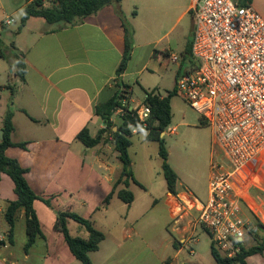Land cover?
I'll list each match as a JSON object with an SVG mask.
<instances>
[{
    "label": "crops",
    "instance_id": "obj_1",
    "mask_svg": "<svg viewBox=\"0 0 264 264\" xmlns=\"http://www.w3.org/2000/svg\"><path fill=\"white\" fill-rule=\"evenodd\" d=\"M175 1H120L119 8L133 28V47L130 59L137 55L138 50H142L148 56L153 55L158 40L150 39L151 29H148L147 36H144V31L141 29L142 24L150 23L151 25L153 22L163 21L168 17ZM29 2L31 0H25L16 10L21 11ZM195 2L196 0H190L186 11L182 12L181 16L189 10H193ZM250 5L264 19V0H252ZM115 8L116 6L113 4L106 5L96 14L85 17L79 24L73 26L51 25L50 28H41L38 25L39 22H35L36 24L28 28V24L39 17L27 19L24 26L16 33V38L21 37L20 40L17 38L20 48L16 49L23 54L24 80L18 79V84L13 88L10 85L0 84V130H2L4 114L7 109H10L13 113L14 127L11 141L13 143L25 142V148L7 147L5 155L15 159L19 166L26 170L24 178L36 195L50 198V202L59 203V211L69 210L76 213L74 205L66 199H62L61 196L88 164L91 166L94 163L101 167L111 186L120 174L121 163L115 167L107 161L106 157L101 158L97 153L99 144L85 150L82 143L76 138L77 133L83 128H87L93 137L98 130L104 127L102 119L95 115L94 107L113 95L116 90V82L129 85V91L132 94V87L127 80L128 63L121 75L116 74L123 55L124 30ZM133 8H136V11ZM1 21L0 36L8 26L2 25ZM23 29H27V33L21 36ZM0 53L1 59L4 55L6 58L8 57V53L1 47V39ZM15 59L16 56L11 59L10 66L13 67ZM13 70H15L14 67L11 72ZM7 89L9 92H6ZM111 120L113 122L114 118L112 117ZM115 157L117 160V153ZM244 176L246 175L243 174L242 177ZM174 196L181 197L186 202L190 201L189 192L177 189V194ZM16 198L13 182L6 174L2 173L0 177V219L6 225L3 216L5 202ZM172 200L175 201L174 198ZM37 204L43 205L45 209L47 206L40 200L33 202V209L43 233ZM191 216L192 212L189 209L185 211L182 220L177 222L176 228L170 230L166 228L161 247H156V249L148 247L140 236V232L129 228L123 231L122 236L125 239L132 237L134 240L128 244H124L123 241H115L114 248L109 247L112 252L104 255L102 248L106 241L105 236L99 244V249L89 253L91 264H154L150 258L144 255L147 249L152 252L158 264H214L211 253L204 257L197 251L198 238L195 245L193 244L195 251L193 256L187 253L182 244L183 237L187 232L189 233L191 230L196 232ZM261 219L263 220L261 223L264 225V214H261ZM19 220L23 221L22 210L18 213L17 221ZM69 221L71 220L67 221V227ZM53 229L60 233L56 229L55 220ZM4 231L6 235L0 237V247L6 249L5 246L11 245L7 241L8 225ZM78 237L86 238L87 233L85 236ZM38 240L45 243L43 244L44 254L39 255L41 259L39 264H47L50 248L46 237L45 240L37 239L29 252L23 253L24 258L28 261L37 254L34 246ZM119 250L137 251V255L134 258H119L115 256ZM8 256L10 257V253ZM0 264L18 263H9L3 256L0 258ZM245 264H264V250L262 253L247 256Z\"/></svg>",
    "mask_w": 264,
    "mask_h": 264
},
{
    "label": "rangeland",
    "instance_id": "obj_2",
    "mask_svg": "<svg viewBox=\"0 0 264 264\" xmlns=\"http://www.w3.org/2000/svg\"><path fill=\"white\" fill-rule=\"evenodd\" d=\"M24 1L1 0L0 2V20L3 21L7 17L13 19V22L6 26L0 36L1 47L8 53L7 58L6 55L0 58V84L10 85L11 88L18 84V78L15 77L14 70L11 72L13 67L10 66V61L14 56L21 54L16 49L20 48L16 33L21 29L22 10L16 9ZM189 2L190 0H176L172 4L168 17L163 21L153 22L151 25L150 23L142 24L141 29L144 31V36H147L146 32L151 29L150 39L158 41L152 56L138 50L137 55L128 62L127 80L132 87V94L128 91L126 96L129 98V104L135 106L143 101L145 91L154 90L160 96L172 94L170 98L171 120L168 126L175 127L176 131L173 134L164 132L161 136L168 154L167 162L178 176L177 189L189 192L191 198L196 197L198 201L205 203L208 198L209 163L213 145L212 131L209 125L202 120L200 114L191 109L175 89L176 74L181 75L188 71L194 63L184 56L187 42L191 39L194 20L193 15L188 11L183 16L181 13L186 11ZM133 10L136 11V8ZM35 22H39L38 25L41 28L51 27L42 18H37L28 24V28L36 24ZM26 33L27 29H23L21 36ZM171 54L178 56L177 62L170 60ZM16 60L17 58L13 63H16ZM6 92H9L8 89ZM113 118V124H120V113L115 112ZM146 135V132H134L130 136L131 145L128 148V155L131 171L134 178L141 184L140 187L130 182L127 187L134 195V202L131 206L116 196H113L107 205L103 204V199L109 192L111 184L105 176V171L94 163L91 166L89 164L85 166L83 172L75 178V181L61 196L62 199L74 205L73 208L77 214L92 221L94 226L104 233L106 236L102 248L104 255L112 252L110 248H114L115 241L128 244L134 240L132 237L125 239L122 236L123 231L129 228L140 232V236L149 248L161 247L166 228L169 230L176 228L177 222L182 220L185 211L192 206L191 201L186 202L181 197L167 192L161 170V158L158 155V144L156 141H147ZM99 145L97 151L99 156L106 157L111 165L118 167L120 162L118 158L116 160V152L112 144L105 140ZM84 149L88 148L84 147ZM254 173L246 171V176L239 175L234 184L235 192L242 196L246 203L245 217L249 219L250 226L252 215L258 219V222H263L261 214H264V157L258 161ZM170 197L177 199L178 203L175 199L173 202ZM37 209L41 215L43 233L50 248L47 264H80L70 254L62 235L53 229L56 214L60 210L59 203L50 202L46 209L43 205L37 204ZM190 211L193 220L195 212ZM6 227L5 222L0 219V237L6 235L4 231ZM68 230L71 235H86L85 229L72 220L68 223ZM127 233L130 234V232ZM195 233L198 236L197 251L204 257L209 256L210 239L208 235L198 227ZM258 234L261 236L263 230L259 229ZM24 242V224L22 220H19L15 226L14 242L12 245L5 246L6 249L0 247V258L4 256L9 263L39 264L41 261L39 255L44 254L43 244L45 243L38 240L34 246L37 254L27 261L23 255ZM245 242L247 246L256 244L252 235L251 238L246 237ZM136 255L137 251L133 250H119L115 254L119 258H134ZM144 255L154 264H158L149 249L145 250Z\"/></svg>",
    "mask_w": 264,
    "mask_h": 264
},
{
    "label": "built area",
    "instance_id": "obj_3",
    "mask_svg": "<svg viewBox=\"0 0 264 264\" xmlns=\"http://www.w3.org/2000/svg\"><path fill=\"white\" fill-rule=\"evenodd\" d=\"M31 1L48 7L58 3ZM193 20L190 57L194 64L177 76L175 89L209 125L213 145L208 198L202 203L189 197L190 210L195 212L193 227L206 232L221 256L233 259L247 246L245 238H251L246 203L235 192L234 184L237 175L254 173L264 157V19L251 5H241L239 0H196ZM12 22L7 17L2 25ZM170 60L177 62L178 56L171 54ZM125 102L122 100L124 107ZM128 109L145 127L149 106L142 101ZM116 113L123 111L119 108ZM137 129L133 128L132 133ZM175 131L169 126L164 130L168 134ZM196 242L192 230L183 237L182 244L190 256L195 254Z\"/></svg>",
    "mask_w": 264,
    "mask_h": 264
},
{
    "label": "trees",
    "instance_id": "obj_4",
    "mask_svg": "<svg viewBox=\"0 0 264 264\" xmlns=\"http://www.w3.org/2000/svg\"><path fill=\"white\" fill-rule=\"evenodd\" d=\"M121 0H58L54 6L48 7L38 1L29 2L22 9L20 27L24 26L27 19L31 17L42 18L50 25H58L61 27L73 26L79 24L85 17L96 14L101 8L106 5L113 4L116 6L115 11L122 22L124 30V49L121 61L116 69V74L121 75L127 66L131 57L133 47V28L126 21L119 3ZM252 0H239L241 5L248 6ZM193 15V10L188 11ZM62 23V24H58ZM190 41L187 42L184 56L192 61L190 57ZM1 55V53H0ZM14 74L20 80H24L25 65L23 54L16 56ZM194 64V63H193ZM178 76V73L176 74ZM129 85L122 82H116V90L113 95L105 102L96 104L94 107L95 115L99 116L104 124V127L97 131L95 136H91L87 128L81 129L76 138L84 147L93 148L99 143L108 140L118 154V159L121 163L120 174L114 180L111 191L106 195L103 204L107 205L111 197L115 194L125 204H130L134 200V195L127 189L130 182L141 187V184L134 178L131 171V162L128 155V148L131 145L130 136L133 134L132 129L138 127L136 132H146L147 141H156L158 144V155L161 158V170L166 182V189L172 195L177 194L178 176L167 162L168 154L164 146L161 134L169 125L171 120L170 98L171 93L166 96L156 94L154 90L145 91L143 103L150 108V115L146 120L145 127L138 121L134 111L129 110V98L125 94L129 89ZM126 92V93H125ZM122 100H125L127 106H122ZM121 108L123 113L120 114V124L116 125L112 122L114 113ZM13 113L7 109L2 121V139L0 140V177L1 174H6L14 185V192L17 196L15 200L6 201L4 210V220L8 225L7 241L13 244L14 228L16 225L18 213L23 211V221L26 241L23 246V253L27 254L34 245L37 239L45 240L37 215L33 209L35 200L42 201L45 205H50V198H45L36 195L24 178L25 169L21 168L17 161L5 155V149L9 146H19L25 148V142L13 143L11 134L13 132L12 123ZM115 127V129H113ZM121 186V187H119ZM119 187V188H118ZM73 220L81 225L86 233V238L72 236L67 227V221ZM56 229L61 233L63 240L71 253V255L80 262V264H91L89 253L97 251L99 244L105 238L102 231L97 229L93 222L84 218L77 213L69 210L58 211L55 217ZM263 230L260 236L258 230ZM250 234L256 240V244L251 246H243L236 258L228 259L221 256L210 243V253L214 259V264H245L247 256L262 253L264 250V226L258 219L252 215Z\"/></svg>",
    "mask_w": 264,
    "mask_h": 264
},
{
    "label": "water",
    "instance_id": "obj_5",
    "mask_svg": "<svg viewBox=\"0 0 264 264\" xmlns=\"http://www.w3.org/2000/svg\"><path fill=\"white\" fill-rule=\"evenodd\" d=\"M163 135V133L161 134V136ZM2 139V130H0V140Z\"/></svg>",
    "mask_w": 264,
    "mask_h": 264
},
{
    "label": "bare ground",
    "instance_id": "obj_6",
    "mask_svg": "<svg viewBox=\"0 0 264 264\" xmlns=\"http://www.w3.org/2000/svg\"><path fill=\"white\" fill-rule=\"evenodd\" d=\"M243 174H245V173H243ZM242 173H241V175H243ZM237 177H239V175H237Z\"/></svg>",
    "mask_w": 264,
    "mask_h": 264
}]
</instances>
